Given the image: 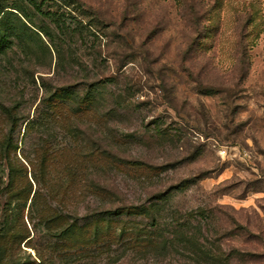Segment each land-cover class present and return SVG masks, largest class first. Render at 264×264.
<instances>
[{
  "label": "rangeland",
  "instance_id": "1",
  "mask_svg": "<svg viewBox=\"0 0 264 264\" xmlns=\"http://www.w3.org/2000/svg\"><path fill=\"white\" fill-rule=\"evenodd\" d=\"M76 1L85 19L99 27L98 37L87 33V46L76 50L90 76L70 71L68 64L67 74H56L54 59L48 68L39 54L34 66L13 45L0 53V112L18 101L17 110L31 117L48 95L39 75L51 90L50 83L80 93L85 83L95 82L91 109L71 123L75 131L67 129L62 107L59 120L47 129L24 131L23 122L8 148L3 143L9 125L0 115L1 185L7 182V162L20 166L24 155L37 153L41 139L47 156L63 164L75 158L68 146L90 144L109 163L97 164L91 176L112 193L105 201L91 198L90 207L138 203L151 195L147 190H166L162 220L169 221L175 210L204 207L209 217L202 227L210 229L205 233L220 239L226 252L236 250L231 264H264V0ZM65 151L67 158L61 155ZM131 162L158 168L135 178ZM27 172L30 179L28 167ZM183 179L185 186H172ZM34 186L20 194L24 209L15 198L6 206L7 194L0 191V264H66L48 247L58 241L51 234L62 224L50 231L35 224L39 212L29 208ZM9 219H15L16 229L1 230ZM114 254L66 259L67 264H196L181 252L148 260L123 255L111 263Z\"/></svg>",
  "mask_w": 264,
  "mask_h": 264
},
{
  "label": "trees",
  "instance_id": "2",
  "mask_svg": "<svg viewBox=\"0 0 264 264\" xmlns=\"http://www.w3.org/2000/svg\"><path fill=\"white\" fill-rule=\"evenodd\" d=\"M85 16L86 11L76 0H0V53H6L8 48L14 45L18 49L17 53L28 57L34 66L39 54L48 68L54 59L56 74L60 70L67 74L68 64L69 70L74 73L85 70L81 76L88 78L91 72L87 69L88 63H85L76 50L81 48V44L87 46L84 40L87 33L98 37L96 32L99 31V27H94L96 25H93L92 20L85 19ZM36 19L40 22H36ZM39 78L40 86L45 88L48 95L39 99L37 105L42 106L39 108L36 105V111L31 117L17 110L18 101L13 107H6L4 112H0L9 125L7 141L3 143L4 148L9 147L12 132L23 122L24 131L32 130L34 127L47 129V126L50 127L59 120L62 107L63 114L70 123L67 129L71 131L76 128L71 123L79 119L77 115L90 111V104L94 101L97 91L95 82L85 83L86 89L79 93L70 85L50 83L53 87L51 90L46 86L45 77L39 75ZM43 141L44 139L38 141L37 153L34 152L32 157L24 155L25 161L20 162V166L15 167L7 162V182L1 185L0 176V191L7 194L4 203L6 206L15 198L16 204L24 209L27 202L20 198V194L25 186L31 191L32 183L35 185L29 203L31 212H39L35 224H42L49 231L57 223L62 224L60 230L51 234L56 236L58 241L48 243V247L63 256L66 264V258L69 259L71 256L83 260L89 257L99 258L102 255L110 256L112 252L115 254L114 257H109L111 263L118 262L123 255H127L126 258L129 260H148L171 252H181L196 264H231L236 250L232 248L226 252L220 244V239L214 241L208 237L210 229H204L201 223L204 221L206 224L209 217L204 207L183 213L175 210L171 212L169 221L162 220L159 212L163 210L162 202L166 199L162 196L167 191L157 189L147 190L151 191V195L138 203L90 207L91 198L98 197L105 201L112 194L107 187L97 183L91 176L93 167L97 164L103 166L108 161L104 162L101 154L89 146L90 144L86 146L85 143H74L67 149L74 151L75 158L72 156L70 160L72 162L65 164L62 160L56 162L57 159L47 156ZM67 151L61 154L65 155V158L69 157ZM131 163L134 166L131 169L132 173L138 171V174H134L135 178H138L140 173H145L146 178L152 173V169L158 168L153 164ZM54 164L57 169L64 171L51 169ZM111 164L120 166L118 162ZM27 167L30 179L27 177ZM16 174L24 176L26 181L28 180L27 185L19 183V176ZM186 181L180 180L172 186L183 187ZM41 189L44 191L42 194ZM70 203L72 209L68 207ZM82 204L84 211L80 212ZM54 210L57 213L51 215L49 212ZM17 217L18 213L14 218ZM14 220L5 221L3 225L6 226L1 230L6 231L13 227L15 230ZM214 232L217 230L214 229ZM119 249L121 251H118Z\"/></svg>",
  "mask_w": 264,
  "mask_h": 264
}]
</instances>
